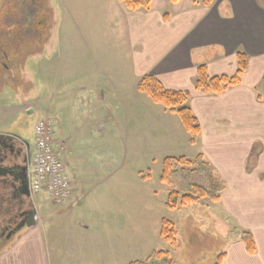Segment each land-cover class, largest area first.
Segmentation results:
<instances>
[{
  "label": "crops",
  "instance_id": "crops-1",
  "mask_svg": "<svg viewBox=\"0 0 264 264\" xmlns=\"http://www.w3.org/2000/svg\"><path fill=\"white\" fill-rule=\"evenodd\" d=\"M11 1L0 0V35L22 31L25 39L17 58L6 56L1 61V85L23 93L30 90L32 86L24 89L21 84L28 81L27 62L35 54L42 56L49 45V55L41 61L44 74L55 76L59 83L65 81L61 94L89 107L91 115L111 113L114 105H134L129 103V93L146 108L145 93L138 84L148 74L166 89L189 92L188 105L201 131L191 144L184 130L188 137L182 138V144L187 150L180 152L202 155L209 173L215 176L216 172L223 180L218 179L220 201L212 207L224 215L221 221L226 218L237 227L222 264H264V100L257 97L264 79L262 0H192L176 5L155 0L150 9L138 10H129L121 0H57L56 8L45 0L48 10L37 23L23 9L27 0H16L20 7H6ZM36 28L40 37L35 42L31 33ZM239 50L249 55V68L240 84L220 95L196 88L201 65L207 66L211 76H233ZM68 80L73 81L71 87ZM113 93L117 103L106 100ZM26 109L30 114L34 111L31 104ZM147 109L156 108L149 104ZM175 114L166 109L163 117H155L153 127L168 128L174 134L170 115ZM109 119L96 116L94 121L103 129ZM61 137L63 132L55 126L56 142H63ZM56 150L62 157L64 148ZM68 174L75 185L76 171ZM37 220L0 252V264L50 263L45 231L39 216ZM241 230L253 235L255 254L248 253ZM107 263L106 258L102 264Z\"/></svg>",
  "mask_w": 264,
  "mask_h": 264
},
{
  "label": "rangeland",
  "instance_id": "rangeland-1",
  "mask_svg": "<svg viewBox=\"0 0 264 264\" xmlns=\"http://www.w3.org/2000/svg\"><path fill=\"white\" fill-rule=\"evenodd\" d=\"M27 1L23 8L26 15L33 16V20L37 16L41 18V3ZM50 1L56 8L57 0ZM162 1L169 3V0ZM11 2L12 5L6 7H20L15 5V0ZM37 31L36 28L31 33L35 42L38 41ZM21 35L25 36L10 31L0 35V63L6 51L10 54L7 42L11 38L20 39ZM49 52L47 45L42 56L35 54L28 60L25 72L29 73L26 83L28 88L32 86L30 90L23 93L0 84V134L17 135L33 146L37 120L52 118L56 121L54 128L59 127L63 132L61 158L70 173L76 171L75 185L61 203L53 202L45 191L31 197L45 231L49 264H102L106 258L107 264H130L145 261L160 250L169 251L178 264L218 263L219 254L227 252L232 238H228L227 227L221 221L217 223L215 237L207 234L208 223L217 216V209L209 207L212 202L202 199L192 205L191 210L189 207L172 210L167 206L170 191L184 187V183L199 182L205 186L209 183L208 170L204 174L184 172L181 177H174L171 185L161 181L165 159L178 158L183 155L180 151L187 150L182 138L189 134L184 135L186 129L179 115L170 111L175 114L170 115L174 134L168 128H154L155 117H163L166 107L143 94L147 101L145 108L141 101L135 100L133 93H129L128 99L134 105L122 108L114 105L111 113L91 115L89 107L74 102L71 95L61 94L65 81L59 83L55 76L44 74L41 61ZM50 59L55 63V57ZM7 82L13 84L9 78ZM72 83L68 80L66 84L71 87ZM110 97L106 100L119 101L116 93ZM27 104L33 107L31 114L26 109ZM149 104L156 109H147ZM96 116L110 118V123L102 129L94 121ZM186 157L197 161V156L191 152ZM68 176L70 178V174ZM215 178L222 180L216 172ZM2 190L0 198L3 195L10 198V189ZM1 199L0 218L5 219L12 213L11 204ZM164 219L174 223L177 247L161 236ZM191 221L199 228L198 233L206 234H198L196 245L188 233ZM87 226L90 228L86 229Z\"/></svg>",
  "mask_w": 264,
  "mask_h": 264
},
{
  "label": "trees",
  "instance_id": "trees-1",
  "mask_svg": "<svg viewBox=\"0 0 264 264\" xmlns=\"http://www.w3.org/2000/svg\"><path fill=\"white\" fill-rule=\"evenodd\" d=\"M31 2L33 0H30ZM129 10H138V9H150L155 0H121ZM174 5L180 2L191 3L192 0H170ZM16 2V0H15ZM194 2H197L196 0ZM209 0H205L204 3H209ZM37 3L44 4L45 0H38ZM10 4V3H9ZM8 5V4H7ZM48 10V6L41 7V18L38 16L34 18V23L42 21L45 17V12ZM44 16V17H43ZM168 15L166 14V18ZM20 20V19H19ZM36 27V26H35ZM22 33V31L18 32ZM24 34V32L22 33ZM36 39L39 41V37ZM9 40L10 38H6ZM14 39V41L12 40ZM25 36L21 35V38H11L7 42V49L10 50V54L4 53L2 59L6 56L12 57L15 55L18 57L21 51L18 43L24 41ZM35 41V39H33ZM13 56V57H15ZM18 67H21L18 65ZM249 68V55L243 50L237 52V70L233 76L221 75V76H211L208 72L206 65H201L197 69V81L196 88L208 94L220 95L227 91L229 88L234 87L241 83L242 77L248 71ZM3 72L0 66V74ZM0 80L1 75H0ZM2 84V82H0ZM138 89L148 95L151 100L155 103L162 104L166 109L170 110L173 113L179 115L182 123L190 134V143L195 144L197 142L198 136L201 131V125L194 114L192 108L188 105V100L190 93L186 91H175L169 90L164 87V85L153 75H145L141 78ZM257 97L259 100H264V79L259 84L257 88ZM208 164L203 161L202 155L197 157V161H191L186 156L182 155L180 157H167L164 161V169L161 176V181L163 183L171 185L173 183V178L176 176H182L184 172L190 173H207ZM209 183L205 186L202 183L196 182L193 184L184 183V187H180L178 190H172L168 196L167 206L172 209H178L179 207H185L191 210L192 205L199 204L202 199H209L212 203L209 205L210 209L212 205L217 204L220 201V182L215 178L214 175L208 174ZM215 210V209H211ZM217 217L213 216L212 220L207 225V234L211 237H215L217 234V224L221 216H224L221 211H217ZM193 221V219H192ZM191 221V224L193 225ZM227 227L228 238L235 237L237 227L232 226V223L226 220V218L221 221ZM193 231L195 233L194 238L198 237V234L206 236L204 232L198 233L200 230L194 225ZM196 228V229H195ZM230 228V229H229ZM190 230V229H189ZM196 230V232H195ZM192 231V232H193ZM241 241L246 246V249L249 254H255L257 251V245L253 235L248 232L241 230L240 232ZM161 236L164 240L170 245L177 247V230L175 229L174 223L170 220L164 219L162 222ZM227 238V239H228ZM214 240V239H213ZM6 246V245H5ZM5 246H0V252H2ZM226 256V251L219 254V262L216 264H221L222 259ZM130 264H178L177 260L172 257V254L169 251H154L150 257L145 261H135Z\"/></svg>",
  "mask_w": 264,
  "mask_h": 264
},
{
  "label": "flooded vegetation",
  "instance_id": "flooded-vegetation-1",
  "mask_svg": "<svg viewBox=\"0 0 264 264\" xmlns=\"http://www.w3.org/2000/svg\"><path fill=\"white\" fill-rule=\"evenodd\" d=\"M41 6L47 7V2ZM21 84L22 88H28L26 82L22 81ZM32 156L33 148L27 146L18 137L0 136V172L7 169V175L0 176V190L11 189L10 198L5 195L1 196V198L5 202H10L12 211L9 217L0 218V246L6 245L4 250L28 228L24 225V222L30 213L35 210L31 196L21 195L18 191V184L15 181L16 178L24 175V167L29 164ZM2 191L6 192L5 190ZM1 198L0 204L2 202ZM192 226L191 224L188 233L192 241H194L193 245H196L194 227Z\"/></svg>",
  "mask_w": 264,
  "mask_h": 264
},
{
  "label": "built area",
  "instance_id": "built-area-1",
  "mask_svg": "<svg viewBox=\"0 0 264 264\" xmlns=\"http://www.w3.org/2000/svg\"><path fill=\"white\" fill-rule=\"evenodd\" d=\"M28 175L31 191H45L55 203H61L71 193L66 164L55 149L52 119H38L35 124L34 154Z\"/></svg>",
  "mask_w": 264,
  "mask_h": 264
},
{
  "label": "water",
  "instance_id": "water-1",
  "mask_svg": "<svg viewBox=\"0 0 264 264\" xmlns=\"http://www.w3.org/2000/svg\"><path fill=\"white\" fill-rule=\"evenodd\" d=\"M27 146H30V144L24 140ZM30 148V147H28ZM7 175V169L0 172V176H6ZM16 183L18 184V191L21 195H27L30 196V188H29V181L27 176V166L24 167V175L21 177H18L15 179ZM37 211L36 209L33 210L30 215L26 218L24 225L28 228L33 227L37 223Z\"/></svg>",
  "mask_w": 264,
  "mask_h": 264
}]
</instances>
